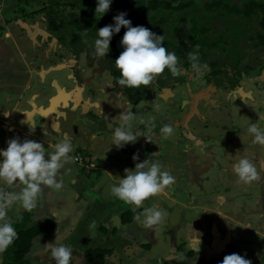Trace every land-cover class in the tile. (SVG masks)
Instances as JSON below:
<instances>
[{
    "label": "rangeland",
    "instance_id": "obj_1",
    "mask_svg": "<svg viewBox=\"0 0 264 264\" xmlns=\"http://www.w3.org/2000/svg\"><path fill=\"white\" fill-rule=\"evenodd\" d=\"M0 1L3 2V4H0V39H2L5 34H12L15 36L16 40H21L23 38L22 35L26 34L24 28H30V33L34 32L35 26L30 25L28 27L27 23L23 22V14L21 15L20 12H17L16 8L21 7V5L19 6L18 0ZM65 1L68 2L67 0H59L60 5L56 4L51 9H54V11L56 10L55 14L59 13L66 16L65 18L62 15L57 17L65 21L66 27H70L72 24L67 21L69 20L67 17H72L73 13H78L79 11L66 5ZM95 1L97 2V0ZM133 1H135V3L133 2L134 5L139 6L137 4L140 3V0ZM177 3V1H173L172 5ZM23 7L28 11L32 6ZM13 9H15V11H13ZM214 9L216 8L212 7L211 15H209L210 18L206 20L202 18L204 21L202 27H205L207 30L211 28L209 31L212 33V30H214L216 33L224 26L223 32L228 33L229 26H232L233 24L231 23L234 21L231 22L232 19H229L226 13L221 14ZM193 16L196 15L193 14ZM2 17L3 21L6 20L7 24L14 21L13 24L4 25L1 23ZM196 24L198 26L197 31H203L197 22ZM213 24H216V28H212ZM243 24L245 25V30H243L244 33L241 37L238 36L235 38L233 36L234 33L226 34L227 37H231V40H236L232 44H237L241 52L243 54L245 53V57L257 55V59L251 63L254 67L248 75L253 77V79H251L252 82L243 79V76L238 77L242 78L240 82L241 88L238 90V93L242 97V101L238 102L239 99L237 102L231 101V99L228 98L229 95L227 96L226 94L227 90L224 88L219 89L212 95L211 88L214 82L210 85L209 81H207V78L213 79V76L209 74L210 71L213 70L210 64V60L213 58L212 54L210 59L201 62V64L207 65V69L202 75L194 73L191 66L186 67L180 63L184 71L180 76L172 75L171 84H174L173 87L162 90L158 88L156 81H154L151 84V91L145 95L143 101L138 105V111H134L132 107V111L135 114H145L149 111L145 114L146 119L153 120L156 118L160 126H163L160 122L167 118V116H170L168 120H171L170 124L175 131L177 127H174L173 120L178 118L180 120H188V123L181 122V130L184 131V128L190 130L193 126L194 135L204 138L206 144L204 151L206 154H209L208 158L205 157L202 159V153L193 142L190 149L197 150L199 160L197 159L198 164H195L192 166L191 170H189L186 160L190 156H188L185 151V144L182 145V147L177 144L174 148H164L166 151L175 149V166H164V170H168L170 174L175 177L172 190L176 202L161 194L146 200L141 209L142 220H144V208L151 207L156 202H160L158 206L159 209L166 212V218L162 224L154 226L152 230L144 225L139 229H135L136 221L126 225V223L122 222V218H115L114 223L116 224V221L120 220V224H122L121 228L127 229L126 234H123L120 228L115 234L112 233L109 226L107 229H100L102 224L107 226V222L101 217L105 214L108 215L106 212L108 208L101 212L100 208L95 207L97 204L94 206L93 202L90 203L89 197L97 198L100 196L99 192L93 187V182L100 177L101 172L97 174L96 171L98 168L91 174L84 171L85 173L82 174L83 177H81L83 179L82 181L86 183L79 182L74 184L75 182H73V180H79V168L81 167L85 170L84 167L76 161L66 164L65 167L61 169L60 176L58 177V180H62V187L59 189L62 191L61 194L57 193L58 190L55 192L53 188L43 187V195L47 196L46 194L48 192L50 194L51 191L55 193L51 197V200L54 202H58L57 199L60 197L71 200L68 203L63 202L62 207L66 209L69 208L70 213L75 212L77 215H80L77 222L73 223V230L75 231L67 233L66 236H60V239L57 241V244H66L71 247L72 257L75 260H80L84 256V252L87 248L103 247L112 249L110 250L111 253H107L104 257L96 261L84 259L83 264H163L165 261H184L186 264H195V258H190L186 254L189 249H193L192 242L190 241L191 235L189 233L192 226H195L198 232L205 230V243H203L202 246L208 244L211 249L202 248L201 251L207 257L217 256L221 252L227 251L230 252L229 254H240L246 259H249L251 264H253V261L256 262L263 256L264 179L246 184L239 180L234 171V165L240 159L248 158L256 166L261 176L264 177V145L253 144L252 140L254 137L248 132V127L252 123L264 127V120L259 119L260 115H264V49L256 45L257 41L261 39V37L258 36L260 29L258 27L256 28L255 25H251V22L248 21H245ZM66 27L63 33L70 35L73 28L67 29ZM83 29V26H80L77 28V32L82 34ZM169 31L173 36L174 33H176L171 28ZM165 34L167 33L163 35ZM86 35L87 34L82 37L81 42H78L80 45L85 39L88 42L92 40L89 38L91 36ZM93 35L95 39L98 38V34L93 33ZM114 36L115 34L112 39H114ZM178 36L173 39H177ZM211 36L210 34V37ZM168 37L171 38L170 33ZM197 37L200 38H195L196 40L203 38L204 35L198 34ZM68 41H70V39H68ZM206 45L208 44L205 42L200 44L204 51ZM256 47L258 50L253 51ZM25 48H27L26 44ZM110 50L106 56L102 58L104 60V65L108 67L113 60V55ZM29 59L30 58L25 59V62ZM4 63L0 60V85H6V81L10 82V84L7 85V89L14 91L12 98H14L15 102L21 101L24 104L25 100L31 95V91L29 90V85H25L27 77L23 67H20L19 75H12L9 69L6 70L4 68ZM19 63L22 64L21 58H19ZM7 64L11 65L9 63ZM225 64L226 65L221 64V67L227 68V63ZM246 64L247 63H245V65ZM11 68H14V65H11ZM61 74L65 75L66 71H63ZM106 74L109 75L110 73L106 71ZM226 75L229 78L227 80H231L232 76H230L229 71L225 76ZM64 79L63 76L61 78L62 83L68 84ZM104 79L110 81L111 76L104 75ZM105 80H103V83H105ZM7 89H5V91H7ZM188 89L192 90L191 97L188 95V92H186ZM19 91L22 92L21 96ZM184 93L187 94V98ZM126 94L127 93H125V96ZM4 96L5 94L0 96V129L1 122L6 120L5 112L13 110L14 107L4 102ZM185 98L186 101H183ZM246 98H249V100ZM118 99V95H112L103 102H105L108 107H110V105L114 106L112 109L119 110L121 115V113H126L129 107H127L125 103H122L124 101L121 98L120 100L122 102ZM191 99L192 101L190 104ZM116 102L122 104L118 103L117 106L115 104ZM127 103L129 106L128 101ZM157 106L159 107L157 108ZM143 108L145 109L143 110ZM144 111L146 112L144 113ZM75 127L76 126H74V129ZM154 130L159 132L157 125L154 126ZM2 133L3 131L0 130V134ZM64 137L67 138L68 136L64 134ZM162 138L165 140L164 142L172 144V140H166L164 135ZM185 140L186 138L180 135V141ZM0 144L3 145V139H0ZM114 149L115 151L118 150L116 146ZM164 149H162L163 153L166 154ZM182 149H184V151ZM83 152L81 151L88 160H95L97 156V154L93 152L87 153L84 149ZM139 152L140 151H138L139 162H142L144 158H149L150 160H154L155 158L149 157L151 153H153L152 147H147L146 151H143L145 152L144 154L143 152ZM72 153H76V151ZM72 153H70L71 156H73ZM111 157L112 156L108 154L100 159V161H102V163L99 164L101 170L105 167V161L109 160ZM113 160L116 162L115 158H113ZM202 164L203 166H201ZM128 167L133 169L135 166ZM104 175L106 176V174ZM102 179L101 176L99 181ZM107 185L108 182L103 183L102 188L104 193L108 196L107 188L111 190V187L113 185L118 186V183ZM19 190L20 188L18 187L16 191L18 192ZM75 192L81 193L84 200L77 203L74 200ZM47 197H49V195ZM41 199L42 195L38 201L40 202ZM106 199L109 200L111 197ZM114 199L119 201L117 198ZM116 203L118 209L123 211L129 210L132 206L125 204L123 201ZM107 205L109 207L111 206L108 203ZM22 209L23 207L20 204L16 205V212L14 214L16 217L15 219L24 212V209L21 212ZM50 218L54 217L51 215ZM107 220L109 221V219ZM32 221L31 224L36 220L33 219ZM93 221L96 222V227L94 229L90 227ZM196 230L194 231L195 233L197 232ZM75 232L77 233L76 235H74ZM215 234H217L216 239H214ZM56 236L57 232H50L46 235L38 236L34 240L33 248L28 255L30 264H55V261L51 257L50 249L46 246L48 244H46V242L51 240L55 242ZM152 236L153 239H155L154 242L151 241ZM135 239L136 241H140V244H137ZM194 240L197 241L198 238L195 237ZM59 241H61V243ZM142 242L151 243V245H153L152 250L147 249L146 244ZM193 243L195 242L193 241ZM41 250H44V252ZM143 255H145L146 258ZM8 260L9 258L6 251L0 254V264H7Z\"/></svg>",
    "mask_w": 264,
    "mask_h": 264
},
{
    "label": "clouds",
    "instance_id": "obj_2",
    "mask_svg": "<svg viewBox=\"0 0 264 264\" xmlns=\"http://www.w3.org/2000/svg\"><path fill=\"white\" fill-rule=\"evenodd\" d=\"M112 0H97L95 15L101 18L110 10ZM127 13L119 12L113 17L114 24L105 25L98 29V38L94 41V54L103 58L110 50V42L115 33H119L121 27L126 28L120 41L123 51L115 59V66L120 71L121 78L116 83L121 88L139 89L141 86L149 87L156 78L168 69L173 76H180L184 69L174 52H169L164 46L163 35H158L145 26H132L130 19H126ZM86 33V29H85ZM88 41L85 39L84 41ZM188 59L194 73L203 74L207 69L206 64H201L199 51L188 53ZM159 106H157L158 108ZM8 113H5L7 115ZM259 119L264 120V115ZM121 124L116 127L113 133L112 145L118 149L129 143H136L138 137L143 136L148 142L157 143L156 134L149 128L147 133L133 131V122H145L143 117L137 116L132 111L131 102L126 113L120 115ZM33 125H30L32 129ZM173 126L170 123L163 124L160 132L165 136L173 134ZM248 132L253 135V144L264 145V127L252 123ZM47 135V133H46ZM54 150L46 152L41 142L25 138L21 141L18 137L8 141L5 150H0V254L4 253L10 245L18 238V233L13 226V220L8 216L9 210L19 203L24 210L32 211L37 207L43 187L60 189L62 180H58L61 169L66 164L75 162V157L70 153L74 147L69 139L57 142L53 145ZM157 152L151 153L149 157H155ZM133 160H138L137 154ZM86 171V170H84ZM125 176L117 185L111 187V194L127 205H132L133 211L141 208L145 201L157 197L165 192L175 183V177L164 166L149 158L135 164L133 169L126 168ZM234 171L239 180L250 184L253 181L264 179L257 171L256 166L248 159L242 158L234 165ZM86 173H89L86 171ZM22 186V187H20ZM15 187L20 190L10 191ZM144 226L151 229L160 225L166 218V212L153 204L144 208ZM42 219V218H41ZM140 221V215L134 216ZM91 228L96 227L93 221ZM60 233L54 243L47 244L51 257L55 264H72V249L66 244H57ZM221 264H251L244 256L232 253L225 255Z\"/></svg>",
    "mask_w": 264,
    "mask_h": 264
},
{
    "label": "flooded vegetation",
    "instance_id": "obj_3",
    "mask_svg": "<svg viewBox=\"0 0 264 264\" xmlns=\"http://www.w3.org/2000/svg\"><path fill=\"white\" fill-rule=\"evenodd\" d=\"M20 1L21 0H18V3L19 6L21 5V7L16 8V10L17 12H20L21 15L23 14L24 16L23 22H26L28 27L30 25L35 26L34 32L30 33V28H24L21 26L22 28H24L26 32L25 35H22L23 38L21 40H16L15 36H13L12 34L11 35L5 34V36H3L2 39H0V60L2 61V63L5 62L4 68L6 70L9 69L12 75L13 74L19 75L20 67L22 66L25 75L27 77L25 84L29 85L30 88L29 90L31 91V95L27 99L25 98L27 100L26 103L27 108L29 109L26 108L24 109L22 113V117L27 116L29 111L32 110L33 106L32 104L30 105L29 103L30 101L37 103L40 102L44 104L45 101L48 102L49 98H52L53 96L57 95L62 91V87L59 85L62 82L60 81L61 78L59 77V75L55 74V72H61V71L62 72L66 71V74L64 75L65 78L64 80L68 83L67 85L72 84L70 90H72L73 93L72 95H70V98L67 100L68 103L67 105H68V109H73V110L64 111L63 108H60V113H62L61 115L69 114L70 116H74L75 120H78V122L74 121L73 129H72L73 135L76 136L75 140L72 141L74 145L77 146V148L81 147V149H83L86 148V146L88 147L87 144H89L90 142L89 134L95 127V124L100 123L99 121H97V119L96 120L94 119V117H97L99 114L98 110L103 109L101 105L98 106L99 105L98 99L100 100V97L106 94H110L112 90H116L117 94L119 95L121 94L125 96V93H127L125 96L126 101L131 102L132 107L135 108L134 111L136 112L138 111L137 107H139L138 105L143 101L144 97L138 102L131 101L129 99L131 96L130 90L121 88L116 83L117 81L115 77V70L117 69L115 66L116 57L112 52V50H110V52L113 55V60L111 62V65L108 67L104 65V60L102 58H99L94 54L95 36H94V40L93 37L91 36L89 37L92 39L91 41L87 43L82 42V44L80 45L78 42H81L82 37H84L85 35L74 36L73 34L70 35L59 34V32L57 33L56 31L51 29V28L53 29L56 28L59 30L60 28V30L63 31L66 26L61 25L60 22L58 23V25L60 24L59 27L58 25L55 24L54 25L48 24V15H47V10L45 9L47 8L46 7L47 5L51 6L53 4L49 0H44L47 3H43V2L41 3L39 0H22L21 2ZM173 1H177L178 3L172 5V10H171L172 19L169 24L171 27H173V31L176 32L174 33L175 37L179 35L177 40L181 38L180 37L181 34L190 30V26H191L190 18L195 17L197 22L200 19V14H202L203 17L207 16L208 18H210L209 15H211L212 7H215L216 9L214 10H217L221 14L226 13L228 18L232 19L231 22L235 21L236 19H240L243 20V23L245 21H248L251 22V25L259 26V21L256 18L259 17L258 9L260 8L259 7L257 8V4L264 3V0H172V2ZM133 2L135 3V1L130 0L128 5L135 6L136 10L140 12L144 11L143 10L145 8L144 0H140V3L137 4L139 6L134 5ZM249 2H251L256 7L252 8V10H254L252 13L246 14L244 12L245 9L243 8V4ZM186 3L192 5L187 7ZM0 4H3V2L0 1ZM65 4L70 6L71 8H74V6L71 3H67L65 1ZM237 5L240 6L238 10H237ZM23 6H27V7L32 6V7L30 10L27 11L26 8H24ZM115 7H116L115 5L114 6L110 5V10L113 9L117 10V8ZM175 8L177 13L172 14L175 11ZM13 11H15V9H13ZM184 13H187L188 16H190L189 19H187V21L180 19V17L183 18ZM107 14L108 12L105 13L101 18L98 17V19L100 20L106 19L105 17L107 16ZM193 14H195L196 16H193ZM57 15L59 16L62 14L57 13ZM62 16L64 18L66 17L64 15ZM248 16L255 18L254 19L248 18ZM176 19H178L177 22L173 23V20ZM107 20H109V18ZM2 21H3V17L1 19V23H3L4 25H8V24L12 25L14 22L11 21L7 24L6 20L3 22ZM109 24H114V22H110L107 25ZM66 28L69 29L72 28V26ZM212 28H216V24H213ZM223 29L224 26H222L219 29V32H221L220 34L224 33ZM229 32L230 31L228 30V33H224V34H229ZM68 39H70V41H68ZM25 44L27 45V48H25ZM240 53L242 56H245V54H243L242 52ZM212 56L214 59L217 58L216 54H213ZM19 58L22 59V64L19 63ZM28 58L30 59L25 62V59ZM221 61L225 62L224 59ZM7 63L14 65V68H11V65H8ZM249 65H250V69H249V73H250V71H252V68L254 66H251V63ZM229 66L230 65H228L227 63V68L225 67L224 71L228 69L229 73H232L234 70L233 69L230 70ZM106 71L110 73L109 74L111 76L110 81L108 79L107 80L104 79V75L109 76L108 74H106ZM249 73L246 74L243 79H247L249 80V82H252L251 79H253V77L248 76ZM209 74L212 75V71H210ZM32 76L34 77L36 76V80H34V77L32 78ZM212 76L213 79L207 78V81H209L210 85L212 82L216 80L214 75ZM103 80H105V83H103ZM241 80H242L241 78H238L236 81V85L233 86L226 82L218 86V84L214 82V85L211 88L212 95H214L219 89L224 88L225 90H227L226 94L227 96L229 95L228 98L231 99V101L237 102L238 99H239L238 102L242 101L241 99L242 97L238 93V90L241 88L240 86ZM155 81L159 88V83L157 79H155ZM54 83L57 89H55L54 93L50 94L49 90H51L50 88ZM8 84H10V82L6 81V85L4 86L0 85V96L5 94L4 102L14 106L16 103L14 101V98H12V96L14 95L13 94L14 91H11V89H7ZM5 89H7V91H5ZM34 89L37 92L32 93ZM133 91H135V89ZM186 92H188V95L190 97L192 96L191 89H188V91ZM117 94L115 96H117ZM184 95L187 98V94L184 93ZM34 97L35 99H33ZM28 99L30 100L29 102ZM32 99L35 101H32ZM247 100H249V98ZM191 101L192 99L190 100V104ZM64 102L65 101L62 102V105H64ZM75 108L77 111L76 113L74 110ZM144 109L145 108H143V110ZM81 111H83L84 113H80ZM145 112L146 111H144V113ZM80 114H82L83 118H81ZM145 114L139 113L140 116H145ZM105 116H109L110 118H115L116 114L115 111L112 109V111L110 110L107 111ZM37 118L38 121L40 120L44 121V118L42 116L38 115ZM74 126H76L75 127L76 129H74ZM67 138H69V136ZM94 169H92L89 172V174Z\"/></svg>",
    "mask_w": 264,
    "mask_h": 264
},
{
    "label": "crops",
    "instance_id": "obj_4",
    "mask_svg": "<svg viewBox=\"0 0 264 264\" xmlns=\"http://www.w3.org/2000/svg\"><path fill=\"white\" fill-rule=\"evenodd\" d=\"M61 73H62V71L61 72H55L56 75H59V77L62 78L64 76V74H61ZM33 77L34 76H32V78ZM34 80H36V76L34 77ZM60 81H61V79H60ZM59 85L62 87V91L58 94L56 93L57 97L59 95L61 97L60 102L65 101L64 105H67L68 104L67 100L70 98V95H72V93H73V91L70 90V88L72 87V84L67 85V84H63L61 82ZM50 89H51V90H49L50 94L55 92V89H57V87L55 86V83L52 84ZM163 90H165V89H163ZM35 92H37V91L34 89L32 91V93H35ZM21 93L22 92H20V94ZM116 94H117V91L112 90V92L110 94H106V95L100 97V100L98 99V104H99L98 106L101 105V107H103V109L98 110L99 114L97 117H94V119L95 120L97 119V121H99L100 123L95 124V127L93 128V130L89 134L90 135L89 136L90 142H89V144L86 143L88 145V147L86 146V148H83V149L87 153L93 152L94 154H97L95 160L90 159V162L96 166L95 169L98 168V170L96 171L97 174H99L101 172L100 177L93 182V187L99 192L100 196H98L97 198L96 197H89L90 203L93 202L94 206L97 204L95 207L100 208L101 212L104 211L106 208H108L106 211L108 215L105 214L103 217H101L105 222H107V226L105 224H102L100 226V229H107V227L109 226L112 233L115 234L116 231L119 230V228H120L121 231L123 232V234L124 233L126 234L127 229L121 228L122 224H120V220L116 221V224H115L114 219L115 218L121 219L122 214L128 210L123 211V210L118 209L116 202H120L121 200H119L118 198L117 199L119 201L115 200L114 199L115 197L111 194V190H109L108 188H107V192H108V196H107L104 193V190L102 188L103 183L108 182L107 186H109L111 183L112 184H115L116 182L118 183L119 180L125 176L124 170L126 168L131 169L128 166H135V164L139 162V160H135V161L133 160V158H132L133 155L134 154L138 155V151H140V152L146 151L147 147H152L153 152H157V155L154 158L155 161H158L163 166H175V161H174V158H176V156L174 154L175 149L168 150L169 151V153H168V151H166L164 148H168V147L174 148V146L177 144H179L180 147H182V145L185 144V147L187 148V149L185 148V151H186L187 155L190 156L186 160V162H187L186 164H187V166H189V170H191L192 166H194L195 164H198L197 159L199 160V158H198L199 156L197 155V153H198L197 150H191L190 149V147L192 146L191 144L193 142L197 146V149L202 153V159H204L205 157L208 158L209 154H206V152L204 151L205 146H206L204 138H200V137H197L194 135L193 126H192V128H190V130L187 128H184V131L181 130V126H182L181 122L188 123V120H180L179 118L176 120H173V122H174L173 125H175L174 127H177V129H176V131L175 130L173 131V134L171 136H165L164 134H162L160 132V128L162 126H160L158 124V121L156 120V118H154L153 120H147L145 116H140L137 113H136V115L143 117L145 122L150 121L151 123L150 124H147V123L142 124V123H139V121H134L133 122V131L138 132V133H147L149 128H151L152 131L155 132V134H156L157 143L148 142L145 139V137L140 136V137H138L136 143H134V144L129 143V144L125 145L123 148H119L118 150L115 151V149H114L115 145L114 144L111 145L113 142L111 137L113 138V133H114L115 128L120 126V124H121L120 111L119 110L117 111V109H113L115 111V114H116L115 118H110L109 116H105L107 111H109V110L112 111V108L114 106L110 105V107H108V105H106L105 102H103V101L105 99H108L112 95H116ZM117 95L119 98L118 100L120 102H122L120 100V98H121L124 101L122 103H125L126 106L128 107V103H127L124 95L120 94V97H119V94H117ZM80 96H81V93H80ZM33 99H35V97ZM33 99H32V101H35ZM50 99L51 98H49L48 100H50ZM29 101L30 100L28 99V102ZM48 102L46 101V104L45 103L43 104L40 102L37 103V102H31L30 101L29 103H30V105L32 104L33 108L31 111H29V113L25 117H22V113H23L25 108L29 109V108H27V104H26L27 100H25L24 104L21 101H17L13 107V110H8L9 112L6 111L5 113H8L7 115H5L6 120H3V122H1V129L0 130H2L3 133L0 134V139H3V145L0 144V150H5L7 148L8 141L10 139L18 137L21 141H23L25 138H27V139H31V140H34L37 142H41L45 146L46 152H51L54 150L53 145L57 142H62L63 141L62 139L64 138V139H69L71 141V143L74 147L73 152L76 151V153H72L73 157L77 154L78 151L83 152V149H81V147L77 148V146L74 145V143H73L76 136L73 135L72 129H73L74 121L78 122V120H75L74 116H70V120L68 121V123L66 120L64 121V119H62V118L65 114L61 115L62 113H60V107L57 108V106H59L60 103H58L56 105V108L52 109V112L48 117H44V121H42V120L38 121V118H37L38 114L42 115L40 113L41 109L44 108L45 110H47L50 107L51 104L50 103L48 104ZM120 102H116L115 104L118 106V103L122 104ZM76 106H77V104H76ZM76 108L74 109L75 113L77 112ZM56 109H58L57 114L55 113V111H53ZM63 109H64V111L65 110H70V111L73 110V109H68V108H63ZM148 112H146V114ZM80 113H84V112L81 111ZM80 115H81V118H83L82 114H80ZM169 117L170 116H167V118H165L160 123H162V124L170 123L171 120H168ZM63 123H66V124L63 125ZM31 124L33 125L32 129H30ZM155 125H157L159 132L154 130ZM46 133H47V135H46ZM175 133H176V135H175ZM64 134L65 135L67 134L69 136V138H65ZM163 135L166 137V140H168V141L172 140V144L164 142L165 140H163V138H162ZM180 135L181 136L183 135V137H185L186 140L180 141ZM195 137H197V138H195ZM162 149H164L166 154L163 153ZM182 150L184 151V149H182ZM144 153L145 152H143V154ZM108 154H110L112 157L109 160L105 161V167L101 170L99 164L102 163V161H100V159L104 158ZM88 156H89V154H88ZM113 158L116 159V162H114ZM2 159H3V157H0V160H2ZM144 160H145V158H144ZM97 161H98V163H97ZM201 166H203V164ZM82 170H83V168L80 167L78 170L79 171V173H78L79 180H77V179L73 180V182H75L74 184H77L79 182H81V183L83 182L84 184L86 183L85 181H82L83 180L82 174H84L86 171L84 172V170L83 171ZM104 174H106V176ZM101 176L103 179L101 181H99ZM20 187H22V186H20ZM17 189H18V187L8 189V190L16 191ZM53 190L55 192L57 191V189H55V188H53ZM57 193L61 194L62 191H60L58 189ZM54 194L55 193L53 191H51L50 194H49V192L46 194L47 196L49 195V197L43 195V193L41 194L42 199L40 202L39 201L37 202V207L32 212V220L35 219L36 221H43L47 218L49 219L50 216L52 215L56 221V226L52 232H57V230H58L60 233V236H66L67 233H72L73 231H75V230H73L74 229L73 223L77 222L78 217L80 215H77L75 212L70 213L69 208L66 209L65 207H62L63 202L68 203L71 200L64 199V198L60 197L57 199L58 202L52 201L51 197ZM162 195H165L170 200L176 202V199L174 197V193L172 190V186L167 188ZM82 196L83 195L81 193L75 192L74 200L78 203L79 201L84 200L82 198ZM109 197H111V199L107 200L106 198H109ZM107 203L111 206L109 207L107 205ZM159 203L160 202H156L155 205L159 206ZM16 205H19V203L15 204L12 207V209L9 210V212H8V216L10 218H12V220H14L16 218L14 215L16 212V210H15ZM133 207L134 206H131V208L129 210H131ZM138 209H142V207L137 208L136 210H138ZM22 211H23V209L21 210V212ZM132 211H133V209H132ZM110 212H111V214H110ZM102 215H103V213H102ZM140 217H141V219L139 222L134 219V221H136V228L135 229H139V228H141V226L144 225L143 220H142L143 219L142 215H140ZM107 219H109V221ZM134 221H132V222H134ZM132 222L127 223V224H132ZM29 224H31V222ZM151 230H152V228H151ZM195 230H196L195 226H192V228L189 230V233L191 235L190 241L192 242L193 249H195L197 251H201L202 248H205V249L210 248L211 249V247L208 246V244H205L204 246H202L203 243H205L204 242L205 230L201 231V232H198L196 230L197 231L196 233L194 232ZM216 230H217V228H216ZM76 234L77 233L75 232L74 235H76ZM216 235L217 234H215L214 239L217 238ZM195 237L198 238L197 241L194 240ZM151 241H153V242L155 241V239H153V236H152ZM193 241L195 243H193ZM59 242L61 243V241H59ZM135 242L137 244H140V241H136V239H135ZM153 242H152V244H153ZM47 243L48 244L54 243V241L53 240L47 241L46 244ZM142 243L146 244L147 249L152 250L153 245H151V243H149V242H142ZM175 245H174V247H175ZM41 251L44 252V250H41ZM36 252H38V251H36ZM33 253H35V252H33ZM143 256L146 258L145 255H143Z\"/></svg>",
    "mask_w": 264,
    "mask_h": 264
},
{
    "label": "trees",
    "instance_id": "obj_5",
    "mask_svg": "<svg viewBox=\"0 0 264 264\" xmlns=\"http://www.w3.org/2000/svg\"><path fill=\"white\" fill-rule=\"evenodd\" d=\"M22 1V0H21ZM41 3L45 2L44 0H39ZM51 3L59 4V0H49ZM130 0H112L111 5H115L117 10H109L106 19L100 20L98 19L99 14L97 16L95 15V8L97 6V2L95 0H68L67 3H71L74 8H76L79 12L76 14H73L72 17H67L68 22H70L72 25V31L70 34H73L74 36L79 35H85L87 36H94L93 33L98 34V29L107 25L110 22L113 21V17L117 15L119 12H125L127 13L126 19H130L132 22V26H145L149 28L151 31L158 35H163L164 33H167L163 35L165 37L164 39V46L168 49L169 52H174L177 57L179 58V61L182 65L189 67L191 66L190 61L188 59V53L199 51V58L200 62H203L205 60L210 59L212 54H216L217 58H212L210 60V64L212 67H214V70H212V75L215 77V83L220 84L228 83L230 85H236V81L238 77L244 78L246 74L249 73L250 69V63L254 61L257 56L250 55V56H242L241 50L238 48L237 44H232L236 40H231V37H227L226 34L221 32H214L212 30V33L209 31L210 29L203 28V19H207L208 17H203L202 14H200V19L196 20L195 17L190 18V30L187 32H184L180 35L181 38L173 39L175 38L169 31L170 28L173 29V27L170 26L171 21V10H172V0H144L145 2V8L144 11L140 12L136 10L135 6L128 5ZM192 4H187L186 6H190ZM53 4L47 5V15H48V24L51 25H58L60 22L61 25L65 26V21L59 17H57V13L55 14L53 8ZM240 6L237 5V10ZM256 7L251 2L244 3L243 8L245 9L246 14L252 13L254 10L252 8ZM258 9V15L256 19L259 21V26L255 25V27L259 28L260 31L258 33V36L261 37L257 41V47L264 49V3H258L257 8ZM174 10V9H173ZM177 13L176 8L175 11L172 14ZM173 17V16H172ZM109 18V20H107ZM203 18V19H202ZM248 18L254 19L255 17L248 16ZM180 19L186 20L189 19L188 14L184 13L183 18L180 17ZM178 19L173 20V23H176ZM200 25L201 29L203 31L199 32L197 31V24ZM232 26H229V34L234 33V37L237 38L238 36L241 37V35L244 33L243 30H245V25H243V20L236 19ZM78 25V26H77ZM60 24L58 25V27ZM80 26H83V33L80 34L77 32V28ZM215 26V25H214ZM234 26V27H233ZM52 27V26H51ZM55 28V27H54ZM59 34H65L62 30L53 29ZM86 29V33H85ZM196 30V31H195ZM126 31V28L121 27V30L119 33H115L114 39L110 42V49L114 53L115 57L117 58L119 54L123 51V47L120 43L124 32ZM169 31V32H168ZM207 31V32H206ZM197 32V33H196ZM210 32V33H209ZM69 33V32H68ZM170 33V37H168V34ZM198 34L204 35L201 39H195L200 38L197 37ZM210 34L212 35L210 37ZM206 35V36H205ZM239 41V40H237ZM202 42L207 43L205 47V51L203 47L200 46ZM255 48V50H258V48ZM254 50V51H255ZM208 54V57H207ZM228 54V55H227ZM245 54V53H244ZM225 57V58H224ZM225 60V62H222L221 60ZM224 63V64H223ZM225 63H228L230 65V70L233 69L234 71L230 73L231 80L225 76L226 73H228V69L225 71L223 70L225 67H221L222 65H225ZM245 63H247L245 65ZM252 66V64H251ZM252 68V67H251ZM115 77L116 79H120V71L119 69L115 70ZM171 77L172 74L168 69H165V72L160 75L157 79L159 83L160 89H166L173 87L174 84H171ZM242 79V78H241ZM230 81V82H229ZM131 92L130 100L134 102H138L139 100L143 99L147 93L151 90V86L144 87L141 86L139 89L135 88H127ZM135 89V91H133ZM32 211H26L22 212L21 215L18 216L17 219L14 220L13 226L15 227L18 238L13 242L12 245L9 246V248L6 250V253L8 255V262L7 264H30V260L28 259V255L30 254L34 240L41 235H46L50 232H52L56 226V221L54 218H49L43 221H35L31 225H29L32 221ZM142 210L138 209L135 211L128 210L122 214V222L123 223H131L134 221V216L141 215ZM110 248H103V247H95V248H87L84 252V256L78 260L74 259L72 260V264H83L84 259L89 261H96L97 259H100L104 257L107 253L110 252ZM230 252L223 251L217 256L207 257L205 256L202 251H197L195 249H190L186 252L187 256L190 258H195V264H221L223 258L225 255H228ZM78 262V263H77ZM253 264H264V254L258 261H253ZM32 264V263H31ZM163 264H186L184 261H177V262H168L165 261Z\"/></svg>",
    "mask_w": 264,
    "mask_h": 264
},
{
    "label": "water",
    "instance_id": "obj_6",
    "mask_svg": "<svg viewBox=\"0 0 264 264\" xmlns=\"http://www.w3.org/2000/svg\"><path fill=\"white\" fill-rule=\"evenodd\" d=\"M60 99H61V97L58 95V97H57V95H55V96H53L50 100H48L49 102L48 103H50L51 105H50V107L47 109V110H45V109H41V114L42 115H40V114H38L39 116H42L43 118L44 117H48L50 114H51V112H52V109H54V108H56V105L58 104V103H60V105L59 106H57V108H68V105H63L62 106V102H60ZM53 111H55V113L57 112L58 113V109H56V110H53ZM62 119H64V121L66 120L67 121V123H68V121L70 120V115L68 114H66V115H64L63 116V118ZM66 123H63V125H65ZM76 129V128H75ZM62 140H64V138L62 139Z\"/></svg>",
    "mask_w": 264,
    "mask_h": 264
},
{
    "label": "built area",
    "instance_id": "obj_7",
    "mask_svg": "<svg viewBox=\"0 0 264 264\" xmlns=\"http://www.w3.org/2000/svg\"><path fill=\"white\" fill-rule=\"evenodd\" d=\"M74 157H75V161L81 164L87 172H90L92 169L96 167L81 152H77V154Z\"/></svg>",
    "mask_w": 264,
    "mask_h": 264
}]
</instances>
